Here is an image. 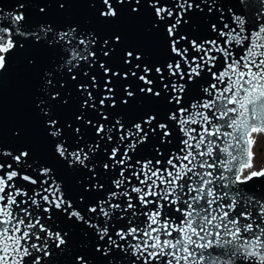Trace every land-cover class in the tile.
<instances>
[{"label": "snow or ice", "instance_id": "1", "mask_svg": "<svg viewBox=\"0 0 264 264\" xmlns=\"http://www.w3.org/2000/svg\"><path fill=\"white\" fill-rule=\"evenodd\" d=\"M72 2L0 11V90L28 93L55 161L0 144V264H264V194L248 185L264 169L245 175L253 134L264 133V11L245 18L247 0L226 14L217 0H87L99 21L149 17L165 49L155 60L120 34L46 19ZM197 14L215 17L203 25L214 38L195 34ZM130 101L163 115L129 118ZM146 147L152 159H136Z\"/></svg>", "mask_w": 264, "mask_h": 264}, {"label": "water", "instance_id": "2", "mask_svg": "<svg viewBox=\"0 0 264 264\" xmlns=\"http://www.w3.org/2000/svg\"><path fill=\"white\" fill-rule=\"evenodd\" d=\"M18 2L19 0H0V11H13ZM209 2H211V0H209ZM230 3H235V0H217V4L224 6L225 14L228 11V5ZM247 3L252 7L244 9L245 18H247L249 14L252 17H256L259 11H264V9H258L259 0H247ZM30 15V19L33 22H40L43 18L42 14L37 15L35 11L31 12ZM195 18L201 23L200 30L195 34L201 36L202 39L214 38L215 34L203 25L208 21L214 20L215 17L208 16L204 20H201L200 15L197 14ZM46 19L54 23L75 22L84 24L88 22L89 26L94 28L102 38L112 34H120L122 43L125 47H137L150 59L160 60L165 56L163 39L157 34L146 31V28L150 26V18L147 16L136 19L135 14H132L131 17L125 14L113 21H99L93 17L87 0H75V2L65 5V9L63 10H60L57 4H52ZM251 23H256V20L253 19ZM185 31H188V29L186 28ZM50 55L52 54H45L46 57ZM221 67L222 65H217V69ZM206 79L208 83L213 82L210 76L206 77ZM204 86L206 87L207 84ZM192 102L191 95L186 97V103L190 104ZM146 109L158 111L162 115L164 111L162 106L158 104L150 102L134 103L132 101H130L129 105L123 109V111L127 117L134 118L141 111ZM74 110L75 105L70 102L69 106L64 111L65 118L69 120L72 119ZM193 127L200 128L201 125H193ZM44 135L42 123L32 109L28 93L18 86H13L6 82L4 91L2 92V90H0V144L6 148L27 147L40 161H47L55 165V161L51 158V146L44 139ZM180 138L181 134L177 130L172 137V143L168 145L167 148L173 152L176 151L181 146L178 143ZM162 151H164V149H162ZM135 158L145 160L152 159V149L146 147L144 150L137 153ZM156 158L159 159L160 157ZM166 158L167 156L164 157L165 160ZM97 163H99V161H97ZM62 174L71 191L70 194L72 196L78 195L75 184L78 174L73 173L70 169L62 170ZM111 178V174L105 176V183L108 184ZM133 183H135V181H133ZM248 185L255 192L257 198H259L261 194H264V178H254L252 181L248 182ZM249 194L251 195L252 193L250 192ZM60 264H64V261L61 260ZM238 264H240V262H238Z\"/></svg>", "mask_w": 264, "mask_h": 264}, {"label": "rangeland", "instance_id": "3", "mask_svg": "<svg viewBox=\"0 0 264 264\" xmlns=\"http://www.w3.org/2000/svg\"><path fill=\"white\" fill-rule=\"evenodd\" d=\"M255 144L252 148L254 153L253 167L245 171L247 175L250 171H259L264 168V133H254Z\"/></svg>", "mask_w": 264, "mask_h": 264}, {"label": "bare ground", "instance_id": "4", "mask_svg": "<svg viewBox=\"0 0 264 264\" xmlns=\"http://www.w3.org/2000/svg\"><path fill=\"white\" fill-rule=\"evenodd\" d=\"M253 136H254V134H253Z\"/></svg>", "mask_w": 264, "mask_h": 264}]
</instances>
